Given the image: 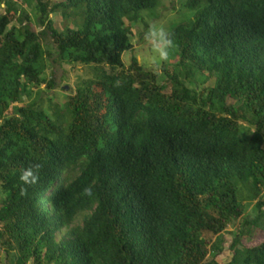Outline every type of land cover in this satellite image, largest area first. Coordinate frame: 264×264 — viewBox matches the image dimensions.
Instances as JSON below:
<instances>
[{
	"label": "trees",
	"instance_id": "1",
	"mask_svg": "<svg viewBox=\"0 0 264 264\" xmlns=\"http://www.w3.org/2000/svg\"><path fill=\"white\" fill-rule=\"evenodd\" d=\"M34 1L31 18L0 0L7 264H264V0H186L164 84L136 56L123 60L160 0ZM58 11L75 29L55 27ZM49 60L91 75L45 107L31 96L53 89ZM35 163L39 183L20 197Z\"/></svg>",
	"mask_w": 264,
	"mask_h": 264
},
{
	"label": "rangeland",
	"instance_id": "2",
	"mask_svg": "<svg viewBox=\"0 0 264 264\" xmlns=\"http://www.w3.org/2000/svg\"><path fill=\"white\" fill-rule=\"evenodd\" d=\"M18 8H22L26 14H28L31 18L35 13L34 0H13ZM61 0H50L52 4H58ZM186 0H160L161 5L159 8L155 10L145 11L144 12V18L146 19V22H141L136 24L133 27V32L131 35V42L134 45V50L127 52L123 56L124 63L126 67L130 65L132 56H136L139 62L146 68L147 70H153L152 67L148 64V58L152 55L151 46L145 41L144 39V33L147 30V27L149 23L156 22L159 24H163L166 27L170 28L172 24L180 23L184 18V12L187 11L190 13V11L186 10L183 5ZM4 8V5L3 7ZM191 14V13H190ZM52 20L55 22V27L63 31L67 26L75 29V25L73 23L74 19L65 20L62 17V13L58 11L57 14H53L51 16ZM147 25V26H146ZM34 29L36 31H40V26L33 25ZM56 58V56H54ZM167 63V62H165ZM163 63L159 69V71H155L160 74V80L161 83H168L169 80H167V77L162 73L164 64ZM169 63V62H168ZM175 61L171 62L170 66L167 65L170 68H173ZM46 75L49 79L53 78L54 80V87L52 90H48L46 85H43L41 87V91L34 88L32 92V100L40 101L42 100L44 102V106H48V99L53 98L54 103L57 104H63L65 102V95L66 92H75L76 86L81 82L83 79L88 78L91 75V68H88L87 66H78V67H72L70 65L62 64L57 60V62L53 63L51 60L48 61V69L46 70ZM211 82L205 83V87H207ZM67 87V89H66ZM39 92H41L39 94ZM28 102L27 97H22V102L19 103V106H23L25 103ZM243 129H246V126L243 124ZM2 195H0V201H1ZM247 212L249 214H252L254 212L253 204L247 203ZM238 223L235 222V224L231 225L228 228V231L226 232L224 236V253L217 258V260L220 263H226L231 260L232 253L229 251V245L231 244L233 240L232 233L235 231H238ZM203 238L206 240H210V245L208 246L211 248L212 244L217 241L216 237L212 234L205 233L203 234ZM246 242V241H245ZM0 264H7V260L5 258V254L0 252Z\"/></svg>",
	"mask_w": 264,
	"mask_h": 264
},
{
	"label": "clouds",
	"instance_id": "3",
	"mask_svg": "<svg viewBox=\"0 0 264 264\" xmlns=\"http://www.w3.org/2000/svg\"><path fill=\"white\" fill-rule=\"evenodd\" d=\"M145 41L151 46L152 55L148 58V64L154 71H159L161 65L170 58V53L175 48L174 33L170 28L156 22L149 23L144 33ZM115 86H120L119 81ZM41 165L35 163L21 171L19 181V196L27 197L28 189L39 183ZM82 195L92 196V187L88 186L82 190Z\"/></svg>",
	"mask_w": 264,
	"mask_h": 264
},
{
	"label": "water",
	"instance_id": "4",
	"mask_svg": "<svg viewBox=\"0 0 264 264\" xmlns=\"http://www.w3.org/2000/svg\"><path fill=\"white\" fill-rule=\"evenodd\" d=\"M66 89H67V87H66Z\"/></svg>",
	"mask_w": 264,
	"mask_h": 264
}]
</instances>
